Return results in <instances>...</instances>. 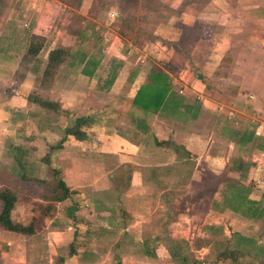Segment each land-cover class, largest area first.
<instances>
[{
	"label": "crops",
	"instance_id": "obj_1",
	"mask_svg": "<svg viewBox=\"0 0 264 264\" xmlns=\"http://www.w3.org/2000/svg\"><path fill=\"white\" fill-rule=\"evenodd\" d=\"M171 1L179 2V5L184 4L185 8L190 10V14L186 16L187 18L189 16V20L192 19V21L184 19L180 21L169 14V20L159 23L154 30V36L157 38L155 42L160 38L169 43L180 41L183 28L195 30L200 39L209 43L208 50L197 64L190 54L192 63L189 61L188 63L190 68L193 65L198 68L203 76H212L221 67L225 53L244 54L243 67L248 68L250 73L247 78L241 79V85L239 84L238 88L231 90L232 95L235 94L238 97L243 94L257 108L264 109V0ZM18 13L19 11L15 10L14 5L11 4L6 11H0V187L14 188L17 192L18 198L12 210L14 221L29 223L31 218L37 215L36 204L49 202L47 198H43L42 201L38 197L40 195H33L29 190V183L38 172L48 170L51 166L52 169L59 170L60 176L72 193L63 201L53 202L56 211L53 215L45 217L42 229H46L51 223L57 224L56 227L62 225L59 213L61 203L66 205L63 210H68V207L75 204L86 210L87 214L88 210L94 212L100 206L102 210L100 213L105 218L103 219L105 223L102 225L108 227L112 214L107 212L110 209L103 203L104 196L112 193L118 205L116 212L123 221L119 224L121 231L118 241L128 234L130 227L135 228L139 225L138 223H142V220L147 218L146 209L137 205L143 193L146 194L147 186L153 193L158 192V197L159 195L162 197H159L161 200H166L169 195L173 198L169 189L173 188L170 179L174 178L185 180L186 186L194 189L192 194L199 193L204 166L213 174H221L226 170V176L237 178L238 172L232 171L230 165L233 158H238L235 154L238 150L249 149L247 156L241 157L242 160L253 163L247 171L246 184L250 185L249 183L253 181L249 196L256 200L261 198L264 191V151L253 147L252 149L249 144L240 146L232 140L224 126L230 129L244 126L228 124L219 119L221 117L219 113L224 111L228 113L237 108L233 107V109L220 104V110H216L207 97L202 95L205 89L203 81L195 77L188 69L173 79L171 72L169 73L173 89H177L174 84H180L179 90L176 91H179L178 93L184 98V103L187 104V107L180 109L183 112L181 117L175 113L142 114L138 108L128 104L125 110L126 116H129L128 120L130 116L140 112L147 126H136L138 121L136 116H134L135 119L131 117V120L127 122L128 126H118L117 123L114 126L111 121L113 118L110 114L111 109L95 101L102 103L106 95L111 93L119 100L132 99L137 89L146 80L152 64L146 66L145 58H141L140 62L132 63L126 60V55L121 53L119 48L117 52L123 57L124 62L120 66L119 75L117 72L107 90L103 82L99 86L100 89L87 86L88 80L92 81L93 76L82 74L83 65H78L76 62L72 65L71 60L69 65L78 66L77 73L88 79L85 84L78 82V74L67 76L65 80L61 79V69L65 65L63 64L53 84L50 87H43L41 74L44 62L49 51L58 44L59 38L53 36L51 30L45 33L42 31L43 28L33 25V22L31 24L32 19L23 20V27L30 26V32L26 33V30L20 29V24L16 22ZM186 13L188 11L183 13L181 19ZM34 35L45 38L44 47L36 57L25 62L23 57ZM164 45L162 43V46ZM249 50L260 57L258 59L253 57L255 55L249 57L245 54L250 52ZM88 57L89 55H86V58ZM229 64L230 67L235 64V57L234 62L232 59ZM133 66H136L137 74L132 81H128V75ZM70 71L74 69L66 70V74ZM68 82L70 85L64 88ZM90 93L93 94V100L96 99L92 104L89 102ZM46 100L60 105L58 113L40 103ZM94 103L97 104L94 105ZM121 107V104H118L117 111L113 114L116 115V112L118 114ZM81 116H88L92 120L88 126L81 127L84 135L81 137L73 134L65 135V129L72 127L74 120ZM69 120L70 124L66 126V121ZM256 127L257 125L251 128L256 131ZM256 133L264 137L257 131ZM63 137L65 138L60 148L50 149V146L56 145ZM155 141L169 143L158 145ZM174 145L183 146V149L179 147L175 150ZM187 153L190 155L188 156ZM127 164L132 165L133 168L125 167ZM122 172H125L126 177L131 175V179L125 185L126 189H123L121 184L113 186L110 182L115 175ZM89 175L92 176L87 182ZM80 177L84 179L75 180ZM37 179L43 180L44 176ZM225 183L228 187L233 186L229 179H225ZM187 195H190L189 191L186 192ZM24 198H26L25 203L19 205L20 199ZM190 198H185V201L188 202ZM214 198L219 201L216 196ZM166 201L170 202V199ZM167 202L161 205V209L162 206L168 208ZM155 210L153 206H150L149 216ZM18 211L20 215L17 214ZM126 218H129V223L125 221ZM168 222L165 220L162 226L170 227L172 221ZM0 232L3 237L8 238L5 245L16 237L13 234L19 235L17 237L38 234L23 235L3 229H0ZM135 237L134 242L144 244L152 241V238H142L140 235ZM78 238L79 236L75 234L72 241L76 251L71 256L79 251V245L76 244ZM155 240H158V236L154 237L153 241ZM154 249L153 256L159 257L160 249L156 247ZM142 252L152 255V250L147 253L142 249Z\"/></svg>",
	"mask_w": 264,
	"mask_h": 264
},
{
	"label": "rangeland",
	"instance_id": "obj_2",
	"mask_svg": "<svg viewBox=\"0 0 264 264\" xmlns=\"http://www.w3.org/2000/svg\"><path fill=\"white\" fill-rule=\"evenodd\" d=\"M0 1L2 2L0 3L1 12L6 11L10 4L19 11L16 22L20 24V29L26 30V33L30 32V26L23 27L24 19L26 21L32 19L31 24L33 22V25L43 28L42 31L45 33L51 30L53 36L59 38L58 44L69 48L71 53L70 58L68 57L64 62L67 67L64 65L61 69V79L65 80L67 76L78 74V82L85 84L88 80L85 76H93L92 81L88 80L87 84L92 89H100L99 86L103 82V86L107 90L110 85L108 82L110 72L115 70L116 75L117 72L119 75L121 67L117 66L116 62L121 61L120 63H122L124 61L117 52V47H120L121 53L126 55V60L132 63L140 62L141 58H145L146 66L155 64L169 69L172 79L182 75L185 69H188L195 76L197 71L190 68L187 56L192 54L197 64L208 50L209 43L200 39L195 30L192 29L183 28L180 41H170V44L164 46H162L163 40L161 38L155 42L157 38L154 36V30L159 23H164V21L156 22L153 19L155 16L152 15L153 9L156 8L157 12L162 14H171L173 18L180 21L183 19L192 21V19L189 20V16L188 18L186 16L190 14V10L186 9L184 4L179 5L178 1V3H174L171 0H106L105 8L102 7L103 0ZM40 10H42L41 13H39ZM111 10L116 12L113 20L108 15ZM187 11L188 13L181 19L183 13ZM179 31L181 32V30ZM49 36L51 35L49 34ZM82 54L89 55L88 58L99 61L91 75H79V72L77 73L78 66L69 65L70 60L72 65L75 62L78 64L79 59L83 57ZM245 54L249 57L255 55L253 57L256 59L260 57L251 51ZM234 57L235 64L231 67L230 64H226L217 69L212 76H204L205 89L202 95L207 97L216 110H220V104L225 105V107L237 108H233L234 110H231L233 112H230L240 118L238 124H234L228 119L227 114L230 112L219 113L221 116L219 119L232 126H246L252 129L264 118V109L257 108L243 94L238 97L235 94L232 95L231 90L238 88L241 79L247 78L250 73L248 68L243 67L242 58H245L244 54L229 52L225 60L228 59V63H230L233 59L234 62ZM101 61L102 65H100ZM113 65L115 66L113 67ZM65 68L66 70L74 69V71L66 74ZM91 68L93 69L92 66ZM131 70L136 71V66H133ZM69 85V82L66 83L64 88ZM174 86L177 88L176 90H179L180 84H174ZM106 96L100 103L95 101L96 99L93 100V94L90 93L89 102L92 104L95 101L98 104L108 106L111 109L110 114L113 115L111 121H113L114 126L116 123L118 126H128L127 122L134 116L145 119L140 112H137L128 120L129 116H126L127 112L125 111L127 110V102L115 98L112 93ZM121 101L123 102L121 103ZM118 104H121L122 107L115 115L113 113L117 111L116 106ZM66 122V126H68L70 120ZM249 147L252 148L250 144ZM247 152L249 153V149L238 150L235 154L241 158L242 156L246 157ZM204 175V181H200V197L197 200L190 198L194 189L187 187L186 181L181 178L170 179L173 188L169 189V192L173 194V198L169 195L166 199H170V202L161 200L162 197L160 195L161 198L158 197V192L153 193L151 188L147 186L145 188L146 194L143 193L140 202H137L138 207L141 206L146 209L147 218H144L142 223H138L139 225L135 228L130 227L128 234L121 241H118L121 231L119 224H122L123 221L119 218V213L116 212L118 205L112 193L104 196L103 203L110 209L107 212L112 214V218H109L110 225L108 227L102 225L105 223L103 220L105 218L100 213L102 211L100 206L97 211L96 209L94 212L88 210L87 214L86 210L77 207L75 204L68 207V210H63L66 205L61 203L59 213L62 225L60 227H56L57 224L55 223H48L49 227L43 228L40 233L34 236L17 237L19 235L13 234L16 237L12 238L7 245L5 242L8 238L3 237L0 232V264H54L61 256L65 257L63 264H176L168 257L167 249L172 243L169 238L180 241L182 252L188 255L190 260H195V264H259L257 260L248 256L240 257L237 261L230 258H217L219 252L226 246L231 247L236 244L238 248L245 246L248 250L254 248L255 245L252 242V244L249 242L242 243V241L238 243L239 235L236 234L244 235L246 239L252 238L256 244H264V222L263 220L246 219L229 209L223 208V206H219L224 191L229 188L225 183L226 177L223 174H213L207 169H205ZM43 176V180L48 183L44 184L37 181V178ZM91 176H88L87 182L90 181ZM77 179L84 178L80 177L75 180L77 181ZM126 180V174L122 172L115 175L110 182L113 186L121 184L123 189H126ZM30 182L29 190L32 191L33 195H40L38 197L42 201L43 198H52L49 189L56 183L53 179L52 166L48 170L38 172ZM252 182L249 184L253 185ZM13 184L17 186L16 183ZM188 191L190 195L186 196ZM214 196L220 200L218 203H216L217 200ZM185 198H190V200L186 202ZM25 200L26 198L20 199L19 205L24 204ZM166 202L169 203L168 208L162 206L161 209V205ZM34 203H32L33 207ZM150 206H153V210L156 209L151 216H149ZM17 214L20 215V211ZM25 220H27L26 215ZM165 220L169 221L168 223L172 221L170 227L164 228L162 226ZM125 221L129 223V218H126ZM216 229L219 232L214 231ZM74 233L79 236L76 240L79 251L76 255L69 256L70 243L74 240ZM139 235L142 238H152L151 242L144 244L150 251L155 247L160 249L158 251L159 257L142 252L143 242H134L135 236ZM156 236H158V240L154 242Z\"/></svg>",
	"mask_w": 264,
	"mask_h": 264
},
{
	"label": "trees",
	"instance_id": "obj_3",
	"mask_svg": "<svg viewBox=\"0 0 264 264\" xmlns=\"http://www.w3.org/2000/svg\"><path fill=\"white\" fill-rule=\"evenodd\" d=\"M102 7H106V0L102 1ZM158 10L153 9L152 15L153 19L156 22H167L169 20L168 13H159ZM180 25V24H179ZM45 43V38L43 36H32L30 43L27 46V50L25 56L23 57V61L27 62L32 60L34 57L38 55V53L43 49ZM165 45L170 44L168 41H164ZM186 54V53H185ZM70 49L57 44L53 49H51L48 53V57L44 62V67L42 69L41 81L43 87H50L53 84L55 77L58 75L61 66L64 62L70 58ZM83 57L79 59L78 65H83L81 68V73L85 75L93 74V71L98 64V60H92V58L86 59V55L82 54ZM187 55V54H186ZM229 55V52L225 53L221 61V67L223 65H228V59L225 60V57ZM189 63H192L191 56H187ZM117 66H121L122 63L116 62ZM115 63V64H116ZM93 67V69L91 68ZM115 65H113L114 67ZM220 67V68H221ZM193 71L195 72V77L201 79L203 81L204 76L199 72L198 68L194 65L192 66ZM130 70L128 75V81H132L136 74L137 70ZM217 71V70H216ZM108 82L111 84L116 77V71L110 72ZM170 70L166 68L159 67L155 64H152V67L148 71L146 80L140 85L137 89L135 96L132 99L124 98L123 100L132 106L138 108L142 114H158V115H168L170 113H175L179 117L183 115V112L180 110L182 107H187V104L184 103V98L181 94H179L175 89H173L170 77ZM45 107L51 108V110L58 113V109H60V105L58 103H54L51 101H42L40 102ZM186 111V109H185ZM136 126H147L145 120L143 118H137ZM92 122L91 118L88 116L77 117L74 120V124L72 127H68L65 129V135L73 134L77 137L83 136V132L81 127L88 126ZM144 128V127H143ZM225 130L231 136L232 140L240 145L244 146L246 144H251L253 148L264 151V137L260 136L256 133L254 129H249L247 127L234 128L230 129L227 126H224ZM64 138H61L56 145L50 146V149H58L61 147V143L64 141ZM158 145L168 144V141H155ZM182 148L183 146L174 145V149ZM188 154V153H187ZM190 154H188L189 156ZM230 168L232 171L238 172V177H229L226 176L227 171H223V174L226 179H229L233 186L229 187L224 191L222 195V199L219 206H223V208L231 210L233 213L239 214L246 219H252L257 221L264 222V191L261 194V198L259 200L252 199L249 195L252 190L253 185H247V171L252 162L242 160L240 157L233 158L231 160ZM129 169L133 168L132 165L127 164L125 167ZM207 169L205 166L203 167V178L204 181L205 175L204 171ZM208 170V169H207ZM209 171V170H208ZM210 172V171H209ZM212 173V172H211ZM53 179L56 181L55 185L49 189L52 198L49 199L47 203H37L35 208L37 210V215L33 216L29 223L23 224L20 222H16L12 219V210L17 201V192L14 188L8 187H0V229L15 232L23 235H32L38 233L44 224V219L47 216L53 215L56 211V207L53 202H60L65 200L70 196L72 191L67 186L64 179L60 176L59 170L53 169ZM131 179V175L127 177V182ZM201 180V182H202ZM40 183H46L47 181L38 179ZM48 183V182H47ZM229 190V191H228ZM200 192L191 195V199L199 198ZM219 200V201H220ZM218 203V201H216ZM218 231V229L214 230ZM239 235L237 238L238 243L242 241V243L249 242L254 243V248L252 250H248V248L240 247L236 244L231 247H224L217 256L218 259H233L237 261L240 257L248 256L253 260H257L259 264H264V244H256L255 240L252 238L246 239L244 235ZM171 240V245L168 246V254L170 258L175 261L176 264H195V260H190L189 256L186 255L181 250L180 241H177L174 238H169ZM251 243V244H252ZM146 244V243H145ZM142 245V249L149 253L148 247ZM75 244L70 243L69 256L75 253ZM152 255L153 253L152 249ZM65 257L61 256L58 258L57 262L54 264H63Z\"/></svg>",
	"mask_w": 264,
	"mask_h": 264
},
{
	"label": "built area",
	"instance_id": "obj_4",
	"mask_svg": "<svg viewBox=\"0 0 264 264\" xmlns=\"http://www.w3.org/2000/svg\"><path fill=\"white\" fill-rule=\"evenodd\" d=\"M110 19H114L115 18V15H116V12L114 10H111L109 11L108 13ZM120 47H117L116 50H119ZM228 115V118L234 122V124H238L239 123V119L234 116L231 112L227 114ZM256 131L262 135H264V118L257 124V127H256Z\"/></svg>",
	"mask_w": 264,
	"mask_h": 264
}]
</instances>
